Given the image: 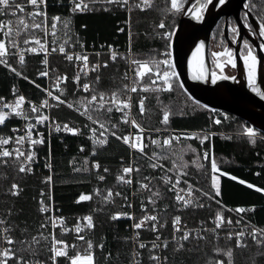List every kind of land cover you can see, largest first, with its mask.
I'll list each match as a JSON object with an SVG mask.
<instances>
[{
    "label": "trees",
    "instance_id": "1",
    "mask_svg": "<svg viewBox=\"0 0 264 264\" xmlns=\"http://www.w3.org/2000/svg\"><path fill=\"white\" fill-rule=\"evenodd\" d=\"M140 3L141 0H133L132 57L139 61L158 59L165 51V40L160 34L164 31L172 33L175 31L181 12L172 15L171 0H150L151 7L144 10L136 6ZM108 9L105 11L104 8H99L87 15L64 19L68 22L67 28L63 26L67 33L66 39L76 40V37H79V40L88 46L98 48L105 45L124 50L129 39L128 28L124 25L127 14L115 7ZM51 10L60 12L62 8L53 7ZM161 22L164 23V28L158 27ZM214 34V39H217L219 34L216 36V31ZM170 49L171 46L167 50ZM126 68L127 65L121 58L110 63L104 69L101 83L97 86L99 92L105 94L117 92L123 95L126 92L124 88L126 83L123 81ZM15 83L16 77L0 68V97L9 95ZM179 84V82L174 84L172 91L156 89L145 91L137 86L136 98H145V114L138 115L142 124L147 127L162 126L196 132L191 139L179 145L158 148L148 151V154L163 151L168 158L161 161L168 166L172 167L173 161L178 168L186 165L182 167L186 175H182L204 193L211 191L215 198L206 200L207 207L204 210L178 211L165 187L152 185L155 191L159 190L160 195L155 198L159 200L160 205L156 203L157 210L153 212L152 208L150 213H158L161 220L168 222L167 231H170L176 215H180L181 220L187 221L190 225L196 226L200 222L207 224L210 217L223 213L225 208L252 209V206H255L254 211L252 210L248 216L264 228V192L256 191V188L264 189V140L255 139L254 143L250 142L243 132V128L248 126L247 123L228 113H223L225 115L223 117L222 112L195 102ZM22 86L23 90L29 93L26 84L22 83ZM166 110L169 112V120L164 124L163 113ZM66 117L78 118L71 112H66ZM95 118L99 119V116ZM110 119L115 120V117L112 116ZM217 119L220 121L219 124L215 123ZM205 136L207 138L201 144L200 139ZM81 145H85L84 151H79ZM130 159L128 148L118 139L110 137L108 144L104 145L98 141L91 143L90 139L82 135L66 136L63 141L59 139L53 141L51 182H44V178L49 174L43 167L38 174L29 176L19 172L17 161L7 159V164H0V219L14 227L21 255L45 257L48 254L50 245L48 233L40 227L48 218L39 211V199L42 197L41 191L47 193L52 189L54 203L61 209L62 214L93 218L94 227L87 230L89 238L86 241L91 240L93 243L92 252L96 256L97 264H131L132 244L130 231L127 230L129 222L112 219L113 215L122 210V198L126 194L117 177L122 165L129 164ZM213 160L222 173L219 196H215V190L211 187ZM95 164H98L99 168L94 167ZM137 165L139 166L137 179L144 181V177L154 174L146 159L140 158ZM77 168L81 171H74ZM85 168L88 170L84 171ZM105 168L108 169L107 172L104 171ZM98 174L104 175L105 179L99 180ZM233 176L237 179L233 180L231 178ZM240 180L251 183L254 187L250 189L247 183L240 184ZM13 183L18 185L15 190L18 195H12ZM108 189L112 191L111 200L104 199L108 195ZM117 192L120 195H116ZM81 194L90 196V199L77 202ZM43 197L47 199V196ZM46 204H49L48 200ZM162 205L165 206L164 209L160 207ZM152 236L150 234L144 239ZM33 237H36L38 243L33 242ZM86 241L81 244V250L87 249ZM101 243L102 249L97 247ZM183 243L185 249L179 252L173 251L175 244L170 246L169 264H209L213 259L226 262L227 257L224 254L218 255L214 252L217 246L222 249L231 247L233 264H264V247H258L254 242L248 243L246 247L237 248L229 240H220L208 235L203 240L191 238L190 242ZM148 258L146 251L145 264H152Z\"/></svg>",
    "mask_w": 264,
    "mask_h": 264
},
{
    "label": "built area",
    "instance_id": "2",
    "mask_svg": "<svg viewBox=\"0 0 264 264\" xmlns=\"http://www.w3.org/2000/svg\"><path fill=\"white\" fill-rule=\"evenodd\" d=\"M18 3H21L24 5V12L23 13H17L18 16H23L25 20L30 24L31 19L27 16V13L32 12L33 8L30 4L27 3V0H17ZM79 2V0H77ZM85 3H88V7L93 9L91 11H72V3L70 0H45L44 4L40 5V8L42 11L46 12L47 20H46V28H47V34L45 31L41 29H27L24 31H21L19 36H15L14 38L18 44V48L10 49L13 52H16V56H10L9 57V63L12 65V67L16 68L18 71L22 73V76H17L15 72H12L9 68L5 67L4 65H0L1 69L6 70L8 73L12 74L14 77H16V83L13 84V86L10 89L9 95L4 96L6 101L13 102L16 98V96L23 95L26 99L23 104V108L25 112L29 116H35V113L31 112V105H29V101L32 102V104L36 105L39 107L42 103L43 100L47 99L49 104L53 105V107H42L40 109L41 114L49 116L50 119L45 121L43 124H35V120L33 119L31 122L35 124V127L32 129V138L33 139H43V143L41 144H35V145H29V142L25 140L24 144L21 145L23 148L25 154L28 152H34L35 155L33 156L32 161H30V166H31V172H20L25 175H35L38 174L43 167L45 171L48 172L49 176L52 177L53 173V162H52V143L55 139H59L60 141L65 140L66 136H74V137H79L82 135H85V138L90 139L91 143H94L95 141H100L104 140L105 143L104 145H107L109 142L110 137H114L117 139V136L121 137L118 139L122 144H124L129 152H130V162L129 164H124L121 167L120 175H123L125 177L131 176L132 177V183L131 184H124L123 182L120 181V186L121 188L126 192L127 196V206L123 209L121 213H127L130 214V216L126 215H120L116 219L120 220H126L129 222L127 225V230L130 231V241L132 244V251H131V257L132 261L131 264H133L134 259L139 260L140 264H145V257H146V251L148 252L149 256V249L151 248V241L155 240L156 233L152 232L149 230L147 227H141L140 229H135L133 227L134 223L140 222L141 218L145 213L151 215L150 211L154 207L151 203H149L148 197L151 196V192L147 189H141L140 186L138 187L139 184H137V172L134 170L132 173L125 174L122 171V168L124 166H129L131 165L133 169H136L139 167L137 165L138 161L140 158H144L147 160L149 163L150 167L151 164L153 163H159L160 165H163L164 169H169L168 167L165 166L164 163L156 160L149 159L151 156L148 154V151L156 150L160 147H157L156 145L152 144L151 141L153 139H159L161 141V144L163 143V139L165 137H179L178 140L172 139L171 140V145L170 146H165L166 147H172L176 143H178L181 139L183 138H192L196 132H188V131H181V130H175V129H170V128H161V127H147L143 125L139 119L138 115L143 116L145 114V98H144V104L143 108L144 111L141 112L140 108L141 105L139 103L140 98H136V93L135 92H130L127 90L123 95H119L120 99L122 100H127L130 103V107L128 108H122L121 111H117L115 107H113L112 112H107L104 109H101L99 112H92V115L94 116H99V121L103 122L105 124V127L109 129V132L105 133V136H100V132L103 131V129L100 128V124L96 123L93 124L91 121H88L87 118L83 115H81V112L83 111V106H84V98H90L92 94V88L95 87V90L99 92L97 89L98 85L101 83V77L102 73L105 68L99 69L98 73L97 71L92 70V65L95 64L97 61L103 63V61L107 60L108 64L116 62L119 58L123 59L124 64L127 65L126 70L124 71L123 74V81L129 85V89L132 86V80L135 78V65H131L130 61L133 60L132 57V24H131V19H132V7H133V0H128V5H125L124 7H120L118 5H105L104 3H96L92 4L89 2V0H84ZM129 6H131V11H129ZM57 7V8H62L60 12H53L51 8ZM105 7H115L118 8L121 11H124L127 14V21L125 22V26L128 28L127 32L129 35L128 39V45L124 50L122 49H115L114 47H106L100 46L96 48L93 45L88 46L85 42L79 40V37H76V40H68L67 43H65L66 36L63 29V24H64V19L66 18H72L76 17L78 15H87L90 13H93L95 10L99 8H105ZM58 16L60 19L56 21L57 23V28L55 32V36L53 35L52 29H51V24L53 23L52 17ZM13 19L15 20L14 17H2L0 16V19ZM42 16H37V21L42 20ZM124 26V27H125ZM124 29V28H123ZM35 36L36 38L40 39L41 43L45 45V48L48 50L47 53L40 51L39 46L35 44V41L32 40L30 37ZM3 34L0 32V39H3ZM160 38V37H159ZM28 39L29 43L25 44L24 40ZM55 39V44L53 43V40ZM61 44L64 45L65 47V52L68 54H73V60L68 61L65 58V55L63 53L59 52V47ZM83 45V47H81ZM31 47H36L37 51L36 52H30L27 51L28 48ZM55 48L56 51H53L52 49ZM23 50V55H24V63L23 65L20 64L19 62V53ZM171 52V60L174 63L173 60V53L172 50H168ZM115 52L117 53V58L115 61H112L110 59L111 54ZM164 52V51H163ZM162 52V53H163ZM99 53V55H97ZM161 53V54H162ZM75 54H86L88 56V69H87V75L84 74L83 71H80L78 65H81L83 62L82 61H76L75 60ZM45 55H47V65L43 63V60L45 58ZM164 56L161 55L158 59L156 60H163ZM150 67H153V73L155 74V68L153 65H149ZM47 67L48 69V75L47 76H41L39 73ZM164 66L161 64V68ZM176 71V70H175ZM79 73V81L74 80L73 78ZM125 73L127 74V79H124ZM99 74L100 76V81L98 84H93L95 81V77ZM66 77V79H62L61 82L59 83V86L53 87L56 83V77ZM24 77H27L25 79ZM22 83L26 84V87L29 89V93L25 92L23 90ZM83 83H89L90 84V90L88 92H85L82 85ZM157 84L162 83L161 80H156ZM79 85V87H78ZM39 86V87H38ZM13 87H15V94H13ZM45 89H48L49 91H52L54 95H59L62 100H65L67 103H59L58 101L52 99L51 97L47 96ZM61 90H63V94H61ZM109 98L111 97V94H106ZM72 104L73 107L69 108L68 104ZM107 107V105L105 106ZM77 109H80L78 111ZM91 111V109H90ZM66 112H71L75 114L78 118L74 119H68L66 117ZM127 112V120L128 122H124V113ZM114 116L115 120H111L110 117ZM132 121H135L136 124H133ZM28 123V121L17 118V117H12L6 120V124L8 125L7 127H0V133L4 134L5 136L8 137H13V140L16 135H24L27 129L24 127V125ZM67 124L69 127L76 128L79 131L76 133H71L67 132L64 130L63 125ZM60 125V130H56V125ZM115 124L117 127L115 129H112V125ZM87 125V127H85ZM136 125H139L140 127H137ZM12 126H16L20 131L17 133H13L10 129ZM246 127H252L251 125H248ZM95 128L96 133L95 137H93L92 132L90 129ZM256 132L257 136L255 139H261L264 140V134L260 133L258 130H256L254 127H252ZM125 130L124 132H121V130ZM159 129V131H157ZM115 131L116 136L111 135V132ZM120 131V132H117ZM40 135H37V134ZM184 134V135H182ZM137 135L141 136V143L145 145L143 151L144 153H147V155H142L141 152L138 149H132L129 147L128 144H125L122 137L123 136H128L129 137V143L135 141V137ZM245 135V134H244ZM246 136V135H245ZM247 137V136H246ZM3 147L8 148L11 150L12 148L16 147L14 142H10L9 145H5ZM81 148H83L82 151L85 150V145H81L79 148V151H81ZM0 159H12L16 161L15 157H10V158H0ZM23 159V157H21ZM124 163V160H122ZM18 163V162H17ZM19 166V163H18ZM152 168V167H151ZM153 169V168H152ZM154 174L151 176L147 177H160L164 173L161 171L160 168L153 169ZM168 176L171 178V183L165 184L162 180L160 179H152L150 188L152 191H155L153 189L152 185H159V186H164L167 193L173 198V201L176 205V208L178 211H191V210H204L207 207V196L203 195L204 191L201 189L197 188L195 185H193L186 177L180 178L179 183L176 185V188L172 189L169 191V188H171V184L176 182V177L172 172L167 173ZM104 176V175H103ZM52 181V178H51ZM187 181V183H185ZM44 182L47 183V181L44 178ZM144 183H147L143 181ZM189 185H192V192H193V204L187 205L185 207H180L179 204H182V202H177L175 200L176 196V190L177 189H187ZM140 189V190H137ZM44 193V192H43ZM181 195H185V192H181ZM45 196H47V200L49 201V204H46V199L44 197H40L39 199V204L40 201L43 200L44 206L48 209L46 212H42L47 215L48 221L42 223L45 225L44 229L48 233V237L50 240V245L48 248V254L45 257H27L24 255H21L19 249H18V244L16 241V236H15V230L14 227L9 224L5 223V225H0V227H8L10 229L9 235L13 239V243L11 245L7 244L6 241L3 240L2 234H0V251H2L5 248H10L13 250L16 254V256L23 257L25 261H30L35 264V262L39 261L42 262V264H53V261L50 259L52 257L53 253L51 251L52 248V239L55 237L58 240H62V244H57V248H62L65 249L67 252V256L69 257H74L77 255V252L81 256L86 255V250H81L80 246L82 243H84L89 237L88 231L87 230H92L93 228L89 229L87 227V221L84 220L81 216H73L70 217L68 215H64L61 213V209L54 203V197H53V192L52 189H50L49 192L44 193ZM153 199L156 200V203L159 204V200L155 197ZM143 203L144 207H141V204ZM129 205H131L129 207ZM160 205V204H159ZM198 205H203L202 207ZM41 206V205H40ZM162 209H164L165 206H160ZM157 210V209H156ZM252 212V209H246L245 212L243 213H237L235 209H230V208H225L223 213H220V215L223 217V221L221 223V227L216 229L215 225V216H212L209 218V221L207 224H204L200 222L196 226L190 225L187 221H180V226L183 228L184 226H187L188 229H215L217 233H219V238L220 240H228L226 237V233L228 232H238L241 229L245 228L246 225H250L247 227L246 231L250 232L251 227H256L258 229H264L257 225L248 215L249 213ZM140 213V215H138ZM154 214V213H153ZM60 218L63 217V220L57 219L56 227L53 228L51 224V218ZM159 223H164V227L160 228L159 223L157 224V230L161 235V241L165 238L169 239V246L166 250L162 252V255H166L168 257V264H169V248L172 244H175L174 241L171 240L172 235L174 234V229L173 225L171 223L170 231H167L168 229V222L165 220H161V218L158 216ZM228 219L232 220V224L229 225L227 223ZM240 220V224H236V220ZM148 225H151L153 223L152 221H146L145 222ZM79 224L80 226V232H76V226ZM94 225V221H93ZM136 233H139L137 236ZM152 234L153 236L149 239H144L148 238V235ZM177 237H179L180 233H175ZM196 233L193 232L192 236L195 237ZM202 235L207 237L208 235H213L215 237V234L211 231H202ZM79 236H83L84 239L80 240L78 239ZM191 239V238H190ZM194 239V238H193ZM247 244L250 242H253L250 236L245 237ZM231 241L234 246H235V236ZM139 242H143L146 247L145 248H140L139 247ZM186 242V241H185ZM236 247V246H235ZM237 248H242V247H237ZM153 252H160V249H153ZM137 252L140 255L134 257L133 253ZM93 253V252H92ZM94 255V261L95 264L96 262V256ZM149 259V258H148ZM150 261V260H149ZM152 264H154L153 261H150ZM7 264H16L15 257L10 258L7 261ZM56 264H71L70 260L66 259L65 257H56Z\"/></svg>",
    "mask_w": 264,
    "mask_h": 264
},
{
    "label": "snow or ice",
    "instance_id": "3",
    "mask_svg": "<svg viewBox=\"0 0 264 264\" xmlns=\"http://www.w3.org/2000/svg\"><path fill=\"white\" fill-rule=\"evenodd\" d=\"M72 3V11H91L93 9L88 7V3H85L84 0H70ZM90 3L96 4V3H104L105 5H118L120 7H124L125 5H128V0H89ZM27 3L30 4L33 8L32 12L27 13V16L31 19V23L29 24L23 16H18L17 13H23L24 12V5L21 3H18L17 0H0V16L2 17H14L15 20L13 19H0V32L3 34V39H0V65H4L5 67L9 68L12 72H15V74L19 77L22 76V73L18 71L16 68L12 67V65L9 63V57L10 56H16L17 53L11 51L10 49L18 48V44L14 38L15 36H19L21 31L27 30L29 28L31 29H41L45 31L47 34V28H46V12L42 11L40 8L41 4L45 3V0H27ZM211 3V0H198V5L191 10L193 14V18L196 20H201L202 19V13L204 9L207 8L208 4ZM225 3V0H219V4L223 5ZM137 7H140L141 10H144L145 8L151 7L150 0H141V3L136 5ZM252 7H255V5H252ZM183 9V3L182 0H171V11L172 15H175L179 12H181ZM105 11H108V7L104 8ZM129 11H131V6H129ZM37 16H42L43 19L37 21ZM60 18L58 16L52 17L53 23L51 24V29L53 32V35L55 36L56 28H57V23ZM64 27H68V22L64 21ZM158 27L164 28L165 25L163 22H161ZM235 32L236 30L233 29ZM161 37L165 40V51L161 54L164 56L163 60H146V61H139V60H131L130 64L131 65H136L135 67V79L132 80V86L129 89V85L125 84L124 88L126 90H129L130 92H136L137 91V86L141 87L143 90L147 91L150 89H156V90H163V91H172L174 84L178 83V75L175 71V65L171 60V52H169L167 49L171 46L170 41L172 39L173 33L171 31H164L161 34ZM259 35L264 37V17L260 19V27H259ZM65 36L67 37V33H65ZM32 40L35 41V44L39 46V50L47 53V49L45 48V45L41 43L40 39L36 38L35 36L30 37ZM55 39L53 40V43L55 44ZM25 44L29 43L28 39L24 40ZM65 43H67V39L65 40ZM83 47V45H81ZM111 47V46H109ZM245 47L248 48L247 55L243 56L244 63H245V68L247 70V79H248V86L251 88V90L261 99H264V91H262L260 88L256 86V65H257V59L256 56L253 55L250 46L248 45L247 41H245ZM53 51H56L55 48L52 49ZM27 51L30 52H36L37 48L36 47H31L28 48ZM201 51L200 46H197L196 52L193 53V55H197ZM59 52L63 53L65 55V58L68 61L73 60V54H68L65 52V47L63 44L59 47ZM99 55V53H97ZM213 55L215 56H221V55H226L229 58V62L235 66L234 61L232 60V54L225 49L223 53H214ZM117 58V53L113 52L111 54L110 59L112 61H115ZM75 60L76 61H82L83 63L81 65H78L80 71H83L85 75H87V69L89 67L88 65V56L86 54H75ZM19 62L21 65L24 63V55H23V50L19 53ZM43 63L47 65V55H45V58L43 60ZM153 65L155 68V74L153 73V67H150L149 65ZM161 64L164 66L161 68ZM108 66V61L105 60L103 63L97 61L95 64H93L92 70L93 71H99L101 68H106ZM219 67V65H217ZM189 67H191V61H189ZM202 68V66H201ZM41 76H47L48 75V69L47 67L45 70L41 71L39 73ZM147 76L148 81H151V83H142L143 78ZM27 79V77H24ZM79 73L73 78L76 81H79ZM232 77H227V76H217L216 73H212L211 76V83L215 84L217 82V79H231ZM62 79H66V77H56V83L52 85L53 87L59 86V83L61 82ZM124 79H127V74L125 73ZM192 79L194 80H205L206 76L203 70L199 72L197 75H193ZM156 80H161L162 83L157 84ZM100 81V76L97 74L95 77V81L93 84H98ZM39 87V86H38ZM79 87V85H78ZM83 89L85 92H88L90 90V84L89 83H83L82 85ZM180 88H183V84H179ZM15 87H13V94H15ZM47 96L51 97L52 99L58 101L59 103H67L65 100H62L59 95H54L52 91H49L48 89H45ZM61 94H63V90H61ZM25 97L23 95L16 96L15 100L13 102L6 101L5 98L0 97V127H7L8 125L6 124V120L9 118L17 117L23 120L28 121L24 125V127L27 129L24 135H16L14 140L13 137H8L5 136L4 134L0 133V158H10V157H15L16 161L19 163V172H31V166H30V161H32L33 156L35 155L34 152H28L25 154L23 148L21 145L24 144L25 140L29 142V145H35V144H41L43 143V139H33L32 138V129L35 127V124H43L45 121L49 120L50 117L41 114L40 109L42 107H53V105L49 104L48 100L45 99L42 101L41 105L37 107L36 105L32 104L31 101H29V105H31V112L35 113L36 115L29 116L24 108L22 107L24 102H25ZM139 103L141 105L140 111L143 112V104H144V98L141 97L139 100ZM107 105V107H105ZM69 108H72V104H68ZM113 107L116 108L117 111H121L122 108H128L130 107V103L127 100H122L120 99V96L117 92H113L111 94V97L109 98L104 92H97L95 90V87L92 88V94L90 98H84V106H83V111L81 112V115L85 116L88 121H91L93 124L99 123L100 128L103 129V131L100 132V136H105V133L109 132V129L105 127V124L103 122H100L98 119L94 118L92 115V112H99L101 109H104L107 112H112ZM91 109V111H90ZM80 111V109H77ZM127 116L128 113H124V122L127 123ZM35 120V124H33L31 121ZM169 120V112L166 110L163 113V123L167 124ZM133 124H136L135 121H132ZM216 124H219L220 121L216 120ZM137 127H140L139 125H136ZM87 127V125H85ZM117 125L113 124L112 129H115ZM63 128L67 132L71 133H76L79 130L76 128L69 127L66 123L63 125ZM13 133H17L20 131L16 126H12L10 129ZM56 130H60V125H56ZM90 131L93 134V137H95L96 129L92 128ZM159 131V129H157ZM244 134L247 136L250 142L254 143L255 142V137L258 135L257 132L252 128V127H244L243 128ZM37 135H40L39 133ZM111 135L116 136V132L112 131ZM184 135V134H182ZM195 135V134H193ZM121 137L117 136V139H120ZM207 137L205 136L203 139H200L201 144L204 143V139ZM123 141L125 144H128L130 148L132 149H138L142 155H147V153H144L143 149L145 145L141 143V136L137 135L135 137V141L129 143V137L128 136H123L122 137ZM176 139L178 140L179 137H165L163 139V143L161 144V141L159 139H153L151 141L152 144L156 145L157 147H160L163 149L165 146H170L171 145V140ZM10 142H14L16 147L12 148L9 150L6 147H3L5 145H9ZM97 142L94 140V143ZM100 144L105 143L104 140L98 141ZM190 147V145H189ZM83 148H81V151ZM195 151V149H192ZM94 154V153H93ZM23 157V159H21ZM167 155L162 151L161 153H157L155 151L152 152L151 156L149 159L159 161L161 159H167ZM205 158H207V153H205ZM7 159H0V164H7ZM94 167L99 168L98 164H95ZM151 167L153 169L160 168L161 171L164 173L160 177H144V181H148V183H144L143 181L137 179V184H139L141 189H147L149 190L152 194L151 196L148 197L149 203H151L153 207V212L156 211L155 205H156V200L153 199V197H159L160 193L159 190L152 191L150 188L151 180L152 179H160L162 180L166 185L171 183V178L168 176V172H174L175 177H176V182L171 184V188H169V191L172 189L176 188V185L179 183L181 174L186 175V173H183L182 167H186V165L178 168L175 161H173L172 168L169 169H164L163 165H160L159 163H153L151 164ZM201 167H203L201 165ZM88 169H84V171H87ZM139 172V168L137 167L136 169H133L131 165L129 166H124L122 168L123 173L129 174L132 173L133 171ZM74 171H81V169L77 168L74 169ZM105 172L108 171L107 168L104 169ZM219 169L217 168L216 162L213 160L211 162V172L213 173L211 177V187L212 189L215 190V196H219L221 194V188L219 184V180L216 175H214ZM227 175V173H225ZM233 180L237 179L236 177H231ZM47 181L51 182V177H46L45 178ZM98 179L103 181L105 177L103 175L98 174ZM118 180L122 181L124 184H131L132 183V177L131 176H123L120 175L117 177ZM187 183V181H185ZM240 184H246V181L240 180ZM248 188H253L254 185L251 183H247ZM18 188V185L13 183L11 186L12 189V195H18V192L15 191ZM257 192H264V189L261 188H256ZM181 192H185V195H181ZM44 193L41 191V196L43 197ZM116 195H120L119 192L116 193ZM203 195L207 196L209 199H214L215 197L213 196L212 192H206L203 193ZM193 192H192V185H189L187 189H177L176 190V196L175 200L179 203L182 202V204H179L180 207H185L187 205L193 204ZM112 198V191L111 189H108V195L104 197L105 200H111ZM90 199V196L81 194L78 198V201H87ZM126 199V197H125ZM40 212H46L48 209L44 206L43 200L40 201ZM131 205H129L130 207ZM202 207L203 205H198ZM141 207L143 208L144 205L143 203L141 204ZM255 206H252V210L254 211ZM237 213H243L246 211L245 208L243 207H238L235 209ZM9 214H11V210L9 209ZM120 215H126L130 216V214L127 213H117L113 215L112 219L118 218ZM57 219L63 220V217L60 218H51V224L52 227H56ZM84 220L87 221V227L89 229L93 228V218L91 216H85L83 218ZM146 221H152L151 225L146 224ZM180 221H181V216L176 215L174 219L172 220V225L174 229V234L171 237V240L175 242V246L173 251L179 252L185 249V244L183 242L189 241L190 238H194L196 240H203L206 239L205 236L202 235V231H211L215 234V238H219V233L216 232L215 229H188L187 226H184L181 228L180 226ZM223 221V217L217 213L215 216V225L216 229L221 227V223ZM6 221L4 219H0V225H5ZM159 223L158 215L156 214H147L145 213L143 217L141 218L140 222L134 223L133 227L135 229H140L142 226L149 228L150 231L156 233L155 240L151 241V248L149 249V260L153 261L154 264H168V257L166 255H162V252L166 250L169 246V239L165 238L161 241V235L157 230V224ZM227 223L229 225L232 224V220L228 219ZM236 224H240V220L237 219ZM165 225L164 223H159V227L163 228ZM250 225H246L245 228L241 229L238 232H228L226 233V237L228 240H231L233 236H235V246L236 247H246L247 246V241L245 239L246 236H250L252 241L258 246V247H264V229H258L256 227H251V231L248 232L246 231L247 227ZM41 228H44L45 225L41 224ZM76 232H80V226L77 224L76 226ZM10 229L8 227H0V234H2V238L4 241L7 242V244L11 245L14 241L12 237L8 234ZM193 232L196 233L195 237L192 236ZM175 233H180L179 237L175 235ZM138 236L139 233H136ZM78 239L83 240V236H79ZM33 242H37L36 237H33ZM23 243V241H21ZM62 240H58L55 237L52 239V248L51 251L53 253L52 257L50 259L53 261V264H56V257H65L66 259L70 260L71 264H95L94 261V255L92 253L93 249V243L91 240L86 241L87 243V250H86V255L81 256L79 252H77V255L74 257H69L67 256V252L65 249L62 248H57V244H62ZM99 248H103V244L97 245ZM139 247L140 248H145L146 245L143 242H139ZM153 249H160V252H153ZM188 251H191V249H188ZM214 252L219 254H224L227 257L226 262L221 259H213L209 261V264H233V259H232V249L229 247L228 249H222L220 247H215ZM110 255V254H108ZM108 255L105 256V259H108ZM140 254L137 252L133 253V256H139ZM15 257L16 264H33V262L30 261H25L23 257L16 256L15 252L11 250L10 248H5L2 251H0V264H7V261L10 258ZM35 264H42V262H35ZM133 264H140L139 260L134 259Z\"/></svg>",
    "mask_w": 264,
    "mask_h": 264
},
{
    "label": "water",
    "instance_id": "4",
    "mask_svg": "<svg viewBox=\"0 0 264 264\" xmlns=\"http://www.w3.org/2000/svg\"><path fill=\"white\" fill-rule=\"evenodd\" d=\"M246 1L225 0V3L220 5L219 0H211L202 13V19L198 21L193 18L191 11L198 5V0H190L180 14L172 37L171 50L178 79L191 99L211 110L234 115L264 134V99L258 97L249 88L247 70L240 54L244 36L241 11L245 9ZM248 15H250L249 11ZM230 16L235 18L240 27V33L233 44L227 29L225 30L228 45L235 49L236 73L229 76L223 70H219L215 72L217 76L232 78L217 79V82L212 84L210 40L220 20ZM197 46H200L201 51L194 56ZM260 57L256 65V86L264 91V56ZM201 70L205 73L206 79H192V76L199 74Z\"/></svg>",
    "mask_w": 264,
    "mask_h": 264
},
{
    "label": "flooded vegetation",
    "instance_id": "5",
    "mask_svg": "<svg viewBox=\"0 0 264 264\" xmlns=\"http://www.w3.org/2000/svg\"><path fill=\"white\" fill-rule=\"evenodd\" d=\"M189 1L190 0H188L187 4ZM252 5H255V7H252ZM244 7L245 9L241 11L244 36L240 46V54L242 58L247 55L248 48L245 47V41H247L253 55L256 56L257 62H259L261 58L260 56H264V37L259 35L260 19L264 17V0H247ZM248 11L251 17L248 15ZM226 29L233 44L240 33V27L233 16H230L229 18L223 17L212 33L209 48L211 56V70L213 73L223 70L227 75H229L228 71H230L232 75H234L236 70L233 64L229 62V58L226 55H213L217 52L223 53L225 49H227L232 54V60L235 63V49L228 45L225 37ZM233 29L236 31L234 32ZM215 31L217 32L216 36L222 31L221 43L218 42V38L214 39ZM217 65H219V67Z\"/></svg>",
    "mask_w": 264,
    "mask_h": 264
},
{
    "label": "rangeland",
    "instance_id": "6",
    "mask_svg": "<svg viewBox=\"0 0 264 264\" xmlns=\"http://www.w3.org/2000/svg\"><path fill=\"white\" fill-rule=\"evenodd\" d=\"M187 2H188V0H182V3H183V9L185 8V6L187 5ZM183 9H182V11H183ZM181 11V12H182ZM181 14V13H180ZM63 26H64V24H63ZM175 32V31H174ZM174 32H173V34H174ZM222 34V31H221V33L219 34V37H218V42L219 43H221V35ZM172 37H173V35H172ZM171 41H172V39H171ZM170 44H171V42H170ZM144 61H146V60H144ZM143 62V61H142ZM110 64V63H109ZM109 64H108V66H109ZM107 66V67H108ZM106 67V68H107ZM135 67H136V65H135ZM105 68V69H106ZM228 73H229V75H232V73L230 72V71H228ZM135 79V78H134ZM143 82H145V83H151V81H148V79H147V76L145 77V78H143V80H142V83ZM178 82L181 84V82H180V80L178 79ZM130 87V86H129ZM142 89V88H141ZM127 91V90H126ZM136 93V92H135ZM215 111V110H214ZM218 112H221V111H218ZM224 112H222V116L224 117L225 115L223 114ZM218 120V119H217ZM144 125V124H143ZM159 127H161V128H164V127H162V126H159ZM189 139H191V138H183V139H181L178 143H176L175 145H179V144H181L183 141H185V140H189ZM160 162H162L161 160H159ZM162 163H164V162H162ZM165 164V163H164ZM165 166L166 167H168V168H172V167H170V166H168L167 164H165ZM139 168V167H138ZM172 174H174V172H172ZM175 175V174H174ZM214 175H216L217 176V178H218V180H219V184H220V176L222 175V173H220L219 171H217ZM118 176H120V173H119V175ZM181 176L182 177H184L182 174H181ZM140 180V179H139ZM119 181V184H120V180H118ZM122 182V181H121ZM138 187H139V185H138ZM137 190H140V189H138L137 188ZM125 197H126V199H127V196H126V194H125V196L122 198L123 199V203H122V210L120 211V212H117V213H121L122 211H123V209L127 206V200L125 199ZM207 198V200H209V198L208 197H206ZM47 200V199H46ZM116 213V214H117ZM138 214H140V213H138ZM154 214H156V215H158V213H154ZM159 216V215H158ZM84 250H87V249H84Z\"/></svg>",
    "mask_w": 264,
    "mask_h": 264
}]
</instances>
